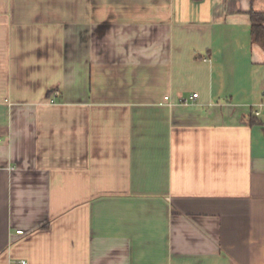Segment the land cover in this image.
Masks as SVG:
<instances>
[{
  "label": "crops",
  "instance_id": "1",
  "mask_svg": "<svg viewBox=\"0 0 264 264\" xmlns=\"http://www.w3.org/2000/svg\"><path fill=\"white\" fill-rule=\"evenodd\" d=\"M252 9L0 0V264H264Z\"/></svg>",
  "mask_w": 264,
  "mask_h": 264
},
{
  "label": "trees",
  "instance_id": "2",
  "mask_svg": "<svg viewBox=\"0 0 264 264\" xmlns=\"http://www.w3.org/2000/svg\"><path fill=\"white\" fill-rule=\"evenodd\" d=\"M249 14L252 23V38L264 47V11L252 9Z\"/></svg>",
  "mask_w": 264,
  "mask_h": 264
},
{
  "label": "built area",
  "instance_id": "3",
  "mask_svg": "<svg viewBox=\"0 0 264 264\" xmlns=\"http://www.w3.org/2000/svg\"><path fill=\"white\" fill-rule=\"evenodd\" d=\"M196 97H198V93H194L193 96H192V98H196ZM165 99H168V96H166ZM182 102L184 104H189L191 102V100L187 99V98H184V99H182ZM257 114H259V112H257ZM17 232H21V230H18Z\"/></svg>",
  "mask_w": 264,
  "mask_h": 264
}]
</instances>
